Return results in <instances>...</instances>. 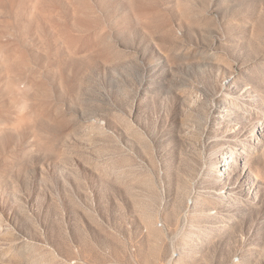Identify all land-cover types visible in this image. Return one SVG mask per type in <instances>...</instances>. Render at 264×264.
Returning a JSON list of instances; mask_svg holds the SVG:
<instances>
[{
	"label": "rangeland",
	"instance_id": "374dc122",
	"mask_svg": "<svg viewBox=\"0 0 264 264\" xmlns=\"http://www.w3.org/2000/svg\"><path fill=\"white\" fill-rule=\"evenodd\" d=\"M0 264H264V0H0Z\"/></svg>",
	"mask_w": 264,
	"mask_h": 264
},
{
	"label": "bare ground",
	"instance_id": "6f19581e",
	"mask_svg": "<svg viewBox=\"0 0 264 264\" xmlns=\"http://www.w3.org/2000/svg\"><path fill=\"white\" fill-rule=\"evenodd\" d=\"M196 98H197V97H196ZM192 99H193V98H192ZM193 101H195V99H194ZM225 109H227V107H226ZM229 159H230V158L227 157V156H224V158H222V162H224L223 164H225L224 167H226V165L228 164ZM236 166H237V164H236ZM223 170L226 171V170H228V168H224ZM216 172H217V174H220V171L217 170ZM220 176H221V174H220ZM220 193L222 194L223 198L225 199L224 193H222V192H220ZM226 203H227V201L222 202V204H221L222 207H223V206H226V205H227ZM234 220H236L234 214H230L229 217H228V221L232 222V221H234Z\"/></svg>",
	"mask_w": 264,
	"mask_h": 264
}]
</instances>
